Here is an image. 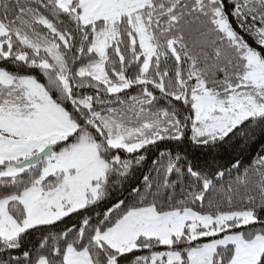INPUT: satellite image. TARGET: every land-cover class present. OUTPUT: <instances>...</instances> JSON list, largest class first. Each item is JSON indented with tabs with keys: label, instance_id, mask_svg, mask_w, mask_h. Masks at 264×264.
<instances>
[{
	"label": "snow or ice",
	"instance_id": "snow-or-ice-1",
	"mask_svg": "<svg viewBox=\"0 0 264 264\" xmlns=\"http://www.w3.org/2000/svg\"><path fill=\"white\" fill-rule=\"evenodd\" d=\"M257 133L264 0H0V264H264Z\"/></svg>",
	"mask_w": 264,
	"mask_h": 264
},
{
	"label": "trees",
	"instance_id": "trees-1",
	"mask_svg": "<svg viewBox=\"0 0 264 264\" xmlns=\"http://www.w3.org/2000/svg\"><path fill=\"white\" fill-rule=\"evenodd\" d=\"M130 91L134 94L136 92V88H133ZM164 144H168L174 153L177 151L186 153L187 158L191 160L193 164L199 165L201 167H204L206 163L211 165L212 156L217 155L216 153L208 154L203 150L196 149L191 146L189 142L179 146H177L174 142H163L161 147H163ZM262 149H264V135L257 133L251 143L243 150H229L228 154L220 151L217 158L219 159L220 163L227 164L229 160H233L235 157H238L242 164L241 171H243V168L252 164L258 155H264V151H262ZM156 155L157 153L154 149L147 153L148 159L144 163L143 167L135 172V175L132 177V183L142 182L143 175L147 174L153 167L152 160L156 158ZM152 174L155 175L154 172ZM235 174L236 173L233 172V175ZM234 203L238 202L234 201ZM71 222L72 221H69V223ZM31 242L33 244L36 243L35 237L31 238Z\"/></svg>",
	"mask_w": 264,
	"mask_h": 264
}]
</instances>
